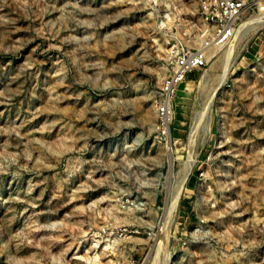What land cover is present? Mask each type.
Wrapping results in <instances>:
<instances>
[{
  "label": "rangeland",
  "instance_id": "374dc122",
  "mask_svg": "<svg viewBox=\"0 0 264 264\" xmlns=\"http://www.w3.org/2000/svg\"><path fill=\"white\" fill-rule=\"evenodd\" d=\"M202 1L0 0V264H264V0L174 84Z\"/></svg>",
  "mask_w": 264,
  "mask_h": 264
},
{
  "label": "built area",
  "instance_id": "2783aa9c",
  "mask_svg": "<svg viewBox=\"0 0 264 264\" xmlns=\"http://www.w3.org/2000/svg\"><path fill=\"white\" fill-rule=\"evenodd\" d=\"M244 0H203L206 18L216 26L215 36L224 41L229 38L233 22L240 13ZM201 52L183 51L173 55L170 62V80L176 82L183 79L184 74L202 64Z\"/></svg>",
  "mask_w": 264,
  "mask_h": 264
},
{
  "label": "bare ground",
  "instance_id": "6f19581e",
  "mask_svg": "<svg viewBox=\"0 0 264 264\" xmlns=\"http://www.w3.org/2000/svg\"><path fill=\"white\" fill-rule=\"evenodd\" d=\"M248 3V2H247ZM166 17V16H165ZM255 18V17H254ZM257 18V17H256ZM255 18V19H256ZM258 19H256L257 21ZM247 21V20H246ZM253 21V20H252ZM259 21V20H258ZM248 23V22H246ZM245 24V23H244ZM251 24V23H250ZM240 25V24H239ZM248 25V24H247ZM253 25V24H252ZM238 26V25H237ZM251 26V25H250ZM239 30V29H238ZM238 30H233V33L234 31L236 33H238L239 31ZM235 34V33H234ZM242 34V33H241ZM198 36V35H197ZM210 36V35H209ZM207 36V40L208 41H204V38H203V34L200 35L197 39L196 42L197 43H202L201 46H199L201 48V55L204 56L206 53H211V52H214L215 50H217L218 48L220 49L221 48V53L220 55L218 56V59H220V65L222 66V71L219 75V82H222L226 77H227V72L230 68V65H231V60H232V55H233V50H234V47H233V42H231V44H229V46H226L224 48V43L222 40L219 39V37H210ZM236 37V35H235ZM234 37V39H235ZM244 37V36H243ZM209 38V39H208ZM235 45V44H234ZM208 58V57H207ZM214 63V62H213ZM211 67V66H210ZM203 76V75H201ZM191 81V80H190ZM218 85V84H217ZM168 103V102H167ZM167 106V105H166ZM168 113H166L163 117V124H164V128L165 130L167 131L168 133V127H167V124H168V119H169V105H168ZM201 112V111H200ZM197 113V112H196ZM203 113V112H202ZM200 119H202V116L200 117ZM199 119V120H200ZM198 121V120H197ZM201 121V120H200ZM199 123H196L193 128H192V131H194V133H196V130H198V125ZM166 133V132H165ZM193 134V133H192ZM194 135V134H193ZM191 137V136H190ZM169 141V140H168ZM192 141V140H191ZM190 142V141H189ZM190 145V144H189ZM170 149V148H169ZM190 151V149H189ZM191 154V153H190ZM190 158V157H189ZM194 158L193 159H188L186 162H184V175H183V179L181 182H183L187 176L189 175V173L191 172V169L192 167L194 166ZM174 204V203H173ZM115 241V240H114ZM154 260V259H153ZM152 264V263H151Z\"/></svg>",
  "mask_w": 264,
  "mask_h": 264
}]
</instances>
